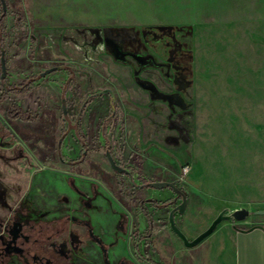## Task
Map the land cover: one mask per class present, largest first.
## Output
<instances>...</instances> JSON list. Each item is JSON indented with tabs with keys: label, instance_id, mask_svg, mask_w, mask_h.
Returning <instances> with one entry per match:
<instances>
[{
	"label": "rangeland",
	"instance_id": "rangeland-1",
	"mask_svg": "<svg viewBox=\"0 0 264 264\" xmlns=\"http://www.w3.org/2000/svg\"><path fill=\"white\" fill-rule=\"evenodd\" d=\"M5 9L9 83L72 70L0 101V234L20 218L80 236L64 253L39 248L47 259L35 264L88 263L85 246L108 218L97 264L189 261L207 236L186 246L169 223L182 197L151 181L185 193L175 219L189 240L222 210H264V0H5ZM13 104L35 119H10ZM68 121L77 128L61 141ZM81 136L86 158L75 163ZM18 247L0 249V264H27Z\"/></svg>",
	"mask_w": 264,
	"mask_h": 264
},
{
	"label": "crops",
	"instance_id": "crops-1",
	"mask_svg": "<svg viewBox=\"0 0 264 264\" xmlns=\"http://www.w3.org/2000/svg\"><path fill=\"white\" fill-rule=\"evenodd\" d=\"M144 209L146 215L147 209ZM96 218L99 222L102 219L101 216ZM103 222L104 231L101 232L98 228L97 234L93 236V242L85 246V251L88 252L90 258L86 260L88 263L84 262V264H97L101 260V248L98 245L99 242L96 243L97 238L102 237L107 242L112 239L113 230L109 226L110 219L108 218V223ZM258 226H262V228ZM111 251L114 252L115 249ZM139 257L142 259L140 255ZM158 257L163 259V255L160 253H158ZM164 263L166 260H163L161 264ZM168 264H264V213L254 212L242 220L235 219L233 223L220 224L197 246L189 261H170Z\"/></svg>",
	"mask_w": 264,
	"mask_h": 264
},
{
	"label": "flooded vegetation",
	"instance_id": "flooded-vegetation-1",
	"mask_svg": "<svg viewBox=\"0 0 264 264\" xmlns=\"http://www.w3.org/2000/svg\"><path fill=\"white\" fill-rule=\"evenodd\" d=\"M0 227H4V225L0 223ZM12 227H14L12 230L13 232L11 231L13 235L11 234L8 238H5L3 233L0 234V242L4 244V246H0V249L4 248L5 251H9L11 244H18V249L22 251L21 253L27 264H35L36 262L45 263L43 262L45 261L43 260L45 255L42 256L37 251L39 248H43L46 254L51 253V251L52 253L60 254L67 251L69 244H80V236L77 232L68 228L62 230V223H50L47 224V226L40 224V228L37 229L31 222L19 218L18 220H14L12 225L7 224L5 230L9 231ZM88 235L89 231L86 238H88ZM44 243H50L52 247H45ZM25 245H28L29 249H26V247H24Z\"/></svg>",
	"mask_w": 264,
	"mask_h": 264
},
{
	"label": "trees",
	"instance_id": "trees-1",
	"mask_svg": "<svg viewBox=\"0 0 264 264\" xmlns=\"http://www.w3.org/2000/svg\"><path fill=\"white\" fill-rule=\"evenodd\" d=\"M1 4H2V9L0 11V80L2 85L5 87V91L3 92V94L0 96V101H3L5 99H7L9 97L10 93H26L28 91H30L34 86L35 83L38 79L44 77L46 74L54 72V71H58L61 69H68L71 72L72 75V70L69 67L66 66H56V67H52L49 68L37 75H31L30 77L24 79L22 82L20 83H9L7 80V75H8V66H7V60L5 59V47H4V35H5V30H6V24H5V20L7 17V12L5 9V0H0ZM70 81V78L68 79ZM67 80V81H68ZM66 91V87L63 88L62 92L63 94ZM63 108L66 107V100L65 97L63 95ZM7 116L10 119H20L23 121H31L34 120L35 117L32 116V114L29 111H26L24 109H22L20 106H18L17 104H13L11 106V108L8 109L7 111ZM110 119V116L106 119V121H108ZM77 124L78 122H75L72 126L70 125V122L68 121V126L65 127L62 130V134H61V141L65 138V136L67 135L68 131L70 128H77ZM106 124V122H105ZM104 124V125H105ZM81 141L83 143V150L81 155L76 158L75 160H73L72 162H81L86 158V153L84 150H86V146L83 140V136H81ZM147 184V182H145ZM153 205H158V202L153 201ZM146 215L148 217V221H149V227H148V232L147 234L151 233L152 230V217L151 215L146 211ZM143 259V258H142ZM150 264H161L159 262H156L154 260H147Z\"/></svg>",
	"mask_w": 264,
	"mask_h": 264
},
{
	"label": "water",
	"instance_id": "water-1",
	"mask_svg": "<svg viewBox=\"0 0 264 264\" xmlns=\"http://www.w3.org/2000/svg\"><path fill=\"white\" fill-rule=\"evenodd\" d=\"M102 93H108L111 95V98L114 99L115 98V93L113 92L112 89L110 88H106L102 91ZM106 155L109 159L110 165L111 167L119 172V173H127L128 170L122 166H120L119 164L116 163L112 153L110 150L106 151ZM150 186L156 189H163V188H172L177 195L182 197V202L180 204H178L177 206H175L170 214H169V223L171 228L174 230V232H176V234L183 240L184 244L186 246L192 247L195 246L197 243H199L203 238H205L206 236H208L209 234H211L216 227L218 226V224L223 220V219H236V220H242L244 218H246L249 214L250 211L246 208H240V209H236L234 211H232L230 214H227V210H222L217 217L212 221V223L209 225V227L204 230L202 233H200L196 238H194L193 240H189L188 237L185 235V233L178 227V225L176 224V220H175V213L178 211L179 213H184L187 207V197L185 195V193L176 185L175 182L173 181H151L149 182ZM259 213H264V210L262 211H258ZM260 228H262V226H258ZM241 231H246L245 229H239Z\"/></svg>",
	"mask_w": 264,
	"mask_h": 264
},
{
	"label": "built area",
	"instance_id": "built-area-1",
	"mask_svg": "<svg viewBox=\"0 0 264 264\" xmlns=\"http://www.w3.org/2000/svg\"><path fill=\"white\" fill-rule=\"evenodd\" d=\"M190 171V166L188 164L183 165L182 172L184 174L188 173Z\"/></svg>",
	"mask_w": 264,
	"mask_h": 264
}]
</instances>
